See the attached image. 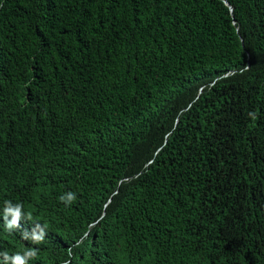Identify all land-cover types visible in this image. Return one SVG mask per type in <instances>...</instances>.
I'll use <instances>...</instances> for the list:
<instances>
[{
  "label": "trees",
  "instance_id": "trees-1",
  "mask_svg": "<svg viewBox=\"0 0 264 264\" xmlns=\"http://www.w3.org/2000/svg\"><path fill=\"white\" fill-rule=\"evenodd\" d=\"M5 200L27 264H264V0H0Z\"/></svg>",
  "mask_w": 264,
  "mask_h": 264
},
{
  "label": "clouds",
  "instance_id": "clouds-1",
  "mask_svg": "<svg viewBox=\"0 0 264 264\" xmlns=\"http://www.w3.org/2000/svg\"><path fill=\"white\" fill-rule=\"evenodd\" d=\"M249 116L255 118L254 113L250 112ZM58 199L65 205H71L76 200V195L72 192H67ZM0 214H2L3 218V223L0 222L3 231L14 236L22 246H25L28 242L39 244L43 241L46 235L44 227L29 222H25L23 226H20L22 219H32L30 213H24L22 203L14 204L11 200H5ZM38 251L37 248H29L23 253L17 252L13 255H9L7 251L0 252V257H3L0 264H27L28 260L37 257Z\"/></svg>",
  "mask_w": 264,
  "mask_h": 264
}]
</instances>
